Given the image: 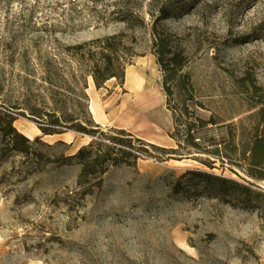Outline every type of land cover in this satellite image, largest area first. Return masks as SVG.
Listing matches in <instances>:
<instances>
[{
    "label": "rangeland",
    "instance_id": "1",
    "mask_svg": "<svg viewBox=\"0 0 264 264\" xmlns=\"http://www.w3.org/2000/svg\"><path fill=\"white\" fill-rule=\"evenodd\" d=\"M163 7L173 13L161 27L189 59L183 70L188 89L176 91L173 101L194 96L188 105L200 149L111 167L83 194L77 185L81 165L49 158L72 155L91 138L45 136L29 110L55 109L63 116L62 92L80 76L69 46L134 34L140 56L126 74L149 81L155 103L139 115L127 78L124 85L113 79L97 89L89 75V111L105 130L126 129L177 148L163 73L151 53V26ZM0 95L16 106V128L42 142L27 159L3 153L0 138V264H264V197L256 194L264 193V181L223 157L232 126L234 158L247 167L241 157L264 107V0H0ZM59 140L67 145L48 147ZM191 170L249 186L254 203L194 181Z\"/></svg>",
    "mask_w": 264,
    "mask_h": 264
},
{
    "label": "trees",
    "instance_id": "2",
    "mask_svg": "<svg viewBox=\"0 0 264 264\" xmlns=\"http://www.w3.org/2000/svg\"><path fill=\"white\" fill-rule=\"evenodd\" d=\"M160 11L162 16L153 21L150 30L151 53L156 57V63L163 73L162 88L176 126V133L170 134V137L175 140L177 148H166L148 142L126 129L107 128L105 130L93 120L89 111L86 76H92L97 89L103 88L108 81L113 79L118 84L124 85L127 67L134 63L135 57L140 56L136 52L138 40L134 34L129 36L125 32H119L69 46L68 50L74 49L71 55L79 64L80 76L75 85L68 84L62 92L63 102L67 108H65L63 116H58L55 109L45 112L29 110L45 136L75 132L91 138L88 145L81 147L72 155H62L55 159L49 158L50 163L81 165L77 185L85 188L83 194H90L94 187L100 185L103 176L111 167H136L139 159L142 158L151 157L165 161L166 156L167 159L174 158L178 149H189L190 147L200 149L193 134L197 127L196 123L191 120L194 113L188 105L189 101H194V96L191 94L188 98L173 101L176 91L183 88L188 89L183 85L185 78L183 70L189 63V59L185 50L171 40L173 33H167L161 27V21L169 19L173 12H170L168 7H163ZM125 22L127 25L131 23L128 19ZM140 23L141 26L144 25L143 22ZM52 95L51 97H53ZM14 109L16 106L2 100L0 95L1 150L3 153L21 154L28 159L35 152L34 146L42 143L41 138L38 137L32 142L16 128L15 122L18 118ZM196 120L203 123L200 119ZM230 128L231 138L224 146L226 154L223 157L230 164L240 167L249 177L264 181V107L258 113L257 122L253 125V135L241 157L247 161V167L240 164V159L234 158L237 155L238 144L234 132H232V126ZM135 142H138L140 147H137ZM59 145H67V143L59 140L54 145L49 144L48 147ZM219 151L217 149L214 152L218 157H220ZM246 152L249 153L248 156ZM189 174L195 176L193 180L196 182H202L206 186H215L216 191L223 195H234L239 192L247 197L248 203H254L252 194L256 191L234 179L223 178L200 170H191ZM256 194L264 197L262 192H256Z\"/></svg>",
    "mask_w": 264,
    "mask_h": 264
},
{
    "label": "bare ground",
    "instance_id": "3",
    "mask_svg": "<svg viewBox=\"0 0 264 264\" xmlns=\"http://www.w3.org/2000/svg\"><path fill=\"white\" fill-rule=\"evenodd\" d=\"M126 78L129 80L130 88L136 93V101L134 108L136 112H139V115H146L149 107H152L155 103L156 95L152 91H147L146 88L150 87L149 81H144V79L137 78L133 73L127 72ZM92 111L97 114L96 103L91 100ZM134 115H138L134 113ZM127 119L131 122H135L136 118L134 116H127ZM126 121V120H125ZM39 131V129L37 128Z\"/></svg>",
    "mask_w": 264,
    "mask_h": 264
},
{
    "label": "crops",
    "instance_id": "4",
    "mask_svg": "<svg viewBox=\"0 0 264 264\" xmlns=\"http://www.w3.org/2000/svg\"><path fill=\"white\" fill-rule=\"evenodd\" d=\"M93 100V99H92ZM94 101V100H93ZM172 139V138H171ZM174 140V139H173Z\"/></svg>",
    "mask_w": 264,
    "mask_h": 264
}]
</instances>
